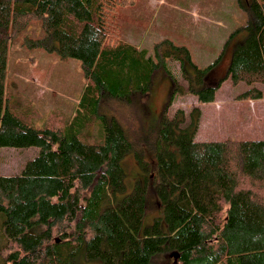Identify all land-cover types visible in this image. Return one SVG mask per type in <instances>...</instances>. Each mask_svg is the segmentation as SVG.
Wrapping results in <instances>:
<instances>
[{"label":"trees","instance_id":"1","mask_svg":"<svg viewBox=\"0 0 264 264\" xmlns=\"http://www.w3.org/2000/svg\"><path fill=\"white\" fill-rule=\"evenodd\" d=\"M134 1L0 0V146L38 148L20 172L0 174V264H154L159 253L177 254L172 264H264V139L196 140L198 111L188 121L180 110L160 122L144 183L123 196L122 158L135 142L117 115L106 119L104 140L89 144L73 129L35 127L6 103L9 44L32 19L46 32L33 46L81 60L89 80L81 104L96 107L104 94L128 101L170 58L191 93L214 100L216 86L205 85L214 63L200 66L189 45L165 38L149 53L122 40L116 17ZM237 1L248 20L223 42L227 50L245 33L227 76L264 84V0ZM150 192L159 214L143 227Z\"/></svg>","mask_w":264,"mask_h":264},{"label":"rangeland","instance_id":"2","mask_svg":"<svg viewBox=\"0 0 264 264\" xmlns=\"http://www.w3.org/2000/svg\"><path fill=\"white\" fill-rule=\"evenodd\" d=\"M243 5L246 6L244 0ZM247 20L246 10L237 0H135L122 5L116 17L122 40L138 49H149V53L155 42L165 38L189 45L200 66L214 63L210 81L205 85L216 86L215 99L203 101L191 93L179 62L170 58L152 69L147 91L134 90L126 102L104 94L95 107L88 102L77 103L84 99L89 83L81 60L33 46L32 39L45 37L46 32L40 19H32L9 44L6 103L14 114L35 127L73 129L89 144L104 140L106 119L113 122L117 115L135 142L122 158L125 183L122 195L127 196L138 183H144L146 170L151 168L161 120L175 117L180 110L188 121L198 111L196 140L264 139V94L243 95L252 86L264 92V84L250 85L244 81L233 84L227 76L232 56L225 47L222 50V41L238 26H245ZM244 36L240 31L232 39L242 40ZM79 109V117L75 118ZM37 152L36 146H0V174L20 172ZM154 198L151 192L147 195L143 227L151 225L159 214ZM173 259V255L159 253L154 264H172ZM81 263L103 264V261L82 258Z\"/></svg>","mask_w":264,"mask_h":264},{"label":"crops","instance_id":"3","mask_svg":"<svg viewBox=\"0 0 264 264\" xmlns=\"http://www.w3.org/2000/svg\"><path fill=\"white\" fill-rule=\"evenodd\" d=\"M227 36V34H224V37L223 38H225ZM240 39H238V40H234V41H232L231 43H230V45H229V47H228V51H229V53H230V56H231V54H232V50H233V47H234V44L236 43V41H239ZM222 42H224V40L222 41ZM222 44V43H221ZM219 45H220V43H219ZM77 103H81V100H77ZM34 126V125H33Z\"/></svg>","mask_w":264,"mask_h":264},{"label":"water","instance_id":"4","mask_svg":"<svg viewBox=\"0 0 264 264\" xmlns=\"http://www.w3.org/2000/svg\"><path fill=\"white\" fill-rule=\"evenodd\" d=\"M174 257L177 258V254H175Z\"/></svg>","mask_w":264,"mask_h":264}]
</instances>
